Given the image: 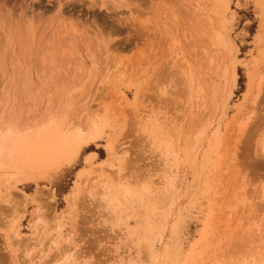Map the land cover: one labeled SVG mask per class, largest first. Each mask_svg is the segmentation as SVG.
<instances>
[{
	"label": "rangeland",
	"instance_id": "1",
	"mask_svg": "<svg viewBox=\"0 0 264 264\" xmlns=\"http://www.w3.org/2000/svg\"><path fill=\"white\" fill-rule=\"evenodd\" d=\"M115 5L0 0L9 39L0 42V118L12 104L26 119L33 104L39 121L61 103L59 115L71 110L73 123L84 117L89 130L99 127L71 165L1 183L0 264L264 261V0ZM195 6L226 38L211 66L219 75L201 68L210 36ZM28 23L33 58L15 37ZM12 62L26 74L22 88V79L12 85ZM224 67L236 72L234 88ZM187 70L211 76L215 95L190 93ZM205 116L213 125L201 138Z\"/></svg>",
	"mask_w": 264,
	"mask_h": 264
},
{
	"label": "bare ground",
	"instance_id": "2",
	"mask_svg": "<svg viewBox=\"0 0 264 264\" xmlns=\"http://www.w3.org/2000/svg\"><path fill=\"white\" fill-rule=\"evenodd\" d=\"M107 1L114 8H118L115 5L116 0H107ZM195 12L199 14L197 15V17L199 18L206 16L205 34L210 36L209 39L210 49H207L206 47L204 50L205 51L204 56L206 57L203 58L202 60L205 63V65L203 63L201 68L202 70L206 69L207 71H209L214 75L216 74L219 75L218 66L220 65H216L215 67H211V66L215 62V56L219 54V51L222 48H225L224 46L226 44V38L224 37V34L221 31L222 27L219 25L218 27L216 26V28L214 27L215 22L213 23L214 21L212 20L213 17L210 15L211 12H209L207 9L201 10L199 6H195L194 13ZM15 33H16L15 37L17 39V43L21 48V50H23L26 53L27 57L33 58L32 53L33 51H36V49L33 48L35 45L34 44L35 32L33 31L32 23H28L21 28L16 27ZM8 41L9 39L5 35L4 30L2 29V20L0 18V42L8 43ZM211 48L215 49L214 54L212 53ZM217 62L218 64L219 63L221 64L220 59L219 61L217 59ZM229 62H228L229 65L232 64L231 62L230 63ZM42 64H44V62H42ZM11 65L13 69L12 80H11L12 85L13 87L15 86L18 87V82H19L18 80L22 79L21 80L22 82L21 88H22L24 83L27 81V77L25 76L26 74L22 73L21 75H23L24 78H21L22 76L20 75V73L22 72V70L19 69L18 67L19 65L15 64V62H12ZM227 67L226 68L224 67L223 71H221L222 75L224 73L223 79L229 77L228 79L229 86L231 88H234L237 83V75L234 69H230L232 70L230 71L228 69L231 67L229 66L228 69ZM212 68H215V70L214 69L212 70ZM205 76L207 75L205 74ZM205 76L203 72L197 73V76H194L193 73L190 72L189 70L185 72V77L188 84V90L190 93H193L194 96H201L204 93H206L207 90H210V94H212V96L215 95L216 93L215 82L212 81V79L210 78L211 76H209L208 80H206ZM17 87L16 89L19 88ZM261 87H262V82L260 81L257 86V91L260 92ZM29 89L30 88L28 87L27 90ZM25 90L26 89L24 87V91ZM16 93L17 90L15 94ZM18 93L20 92L18 91ZM229 93L230 92H228V96L230 95ZM204 97H208V96L205 95ZM198 98H201L200 99L201 102L204 101L203 97H198ZM34 102H36V100ZM60 104L55 105L54 108L57 110H54L53 107L49 109L46 113L47 116L44 114V118H42L39 121L34 120L33 114L34 112L36 113V110L33 112L32 108L35 107L33 104H32L33 107L31 106V108L27 106L28 109L29 108L30 109L29 110L27 109L29 116H25L27 117L26 119H23L24 117L22 116V114L18 115V117L19 116L23 117L22 119H19L20 117L19 118L16 117L15 113L13 114V110H12L13 107L11 106L12 104L10 105V107L5 108L3 112V116L0 118V185L1 183L5 182L16 186L22 183H26L28 181H33V180L36 181V178L44 177L52 170H56L64 165H71L73 162H75V160L78 159L84 147L88 145L89 142L95 139V136L91 135L90 131L94 129V134H97L99 133V127L95 125L94 127H92L93 129L89 130V125L86 124L87 122L86 119H84V117L79 118L81 120L77 121V124H75L76 122L73 123L71 120L72 117L71 119L69 117L71 115L70 114L71 110L69 111L66 110L65 114L64 112H62L63 115H59L60 113H58L59 111L57 107ZM81 104L80 106L82 108L85 104L84 105ZM202 106H204V104ZM75 107L76 106H74V109ZM84 107H86V105ZM87 108L88 107H86V109ZM50 110L52 111L49 112ZM83 110L81 109L82 115H84V113L86 114V112L88 111V110L86 111L84 108ZM205 117L206 118L203 120V124H200L201 128H198L199 133L198 131L196 132L198 133V137L204 136L205 132L210 127H212L211 125H213L211 124L212 119L207 118V116ZM249 123H250V118H247L244 121L242 120L241 122L239 121L237 122L236 128H238V134L240 133L239 136H241V134L244 133L246 128L249 126ZM143 132H145V128L143 129ZM171 188H173V183L171 184ZM128 195L129 192L127 189L126 197ZM50 196L51 195H49V197ZM256 228L257 230L259 229V227ZM260 240L261 238L258 237L257 243ZM254 256L255 254H252L251 257ZM64 260L67 261V258H65ZM244 261H245L244 264H249L250 262L249 259H247V261L246 260ZM218 264H223V263H218ZM253 264H264V261L260 263L255 262Z\"/></svg>",
	"mask_w": 264,
	"mask_h": 264
}]
</instances>
